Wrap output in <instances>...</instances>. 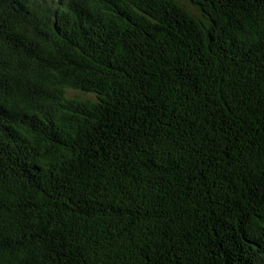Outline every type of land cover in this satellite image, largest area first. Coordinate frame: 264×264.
<instances>
[{"label": "trees", "instance_id": "16d2710c", "mask_svg": "<svg viewBox=\"0 0 264 264\" xmlns=\"http://www.w3.org/2000/svg\"><path fill=\"white\" fill-rule=\"evenodd\" d=\"M0 264H264V0H0Z\"/></svg>", "mask_w": 264, "mask_h": 264}]
</instances>
